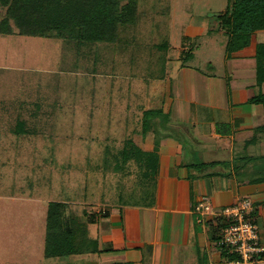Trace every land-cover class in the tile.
<instances>
[{"label":"rangeland","instance_id":"rangeland-1","mask_svg":"<svg viewBox=\"0 0 264 264\" xmlns=\"http://www.w3.org/2000/svg\"><path fill=\"white\" fill-rule=\"evenodd\" d=\"M136 4L135 21L112 43L24 37L14 25V35H0V264H85L81 255L46 256L50 203L64 204L88 233L104 208L151 200L154 173L132 159V147V156L123 150L131 141L143 154L144 138L159 140L174 121L163 104L172 89V99H184L182 68L215 76L211 95L197 90L199 99L228 98L217 80L230 55L217 20L228 0ZM5 13L0 8V21ZM261 43L264 31L250 48ZM260 90L264 84L250 94ZM166 133L189 144L185 133Z\"/></svg>","mask_w":264,"mask_h":264},{"label":"crops","instance_id":"crops-1","mask_svg":"<svg viewBox=\"0 0 264 264\" xmlns=\"http://www.w3.org/2000/svg\"><path fill=\"white\" fill-rule=\"evenodd\" d=\"M256 47L225 56L228 69L217 78L226 90L225 101L198 97L197 90L211 95L215 76L180 70L184 99H172V89L163 104L176 123H167L159 140L149 133L142 144L144 152L156 156V164L148 167L155 175L148 185L156 191L148 202L112 205L99 214L103 221L93 218L88 238L98 251L81 254L85 264H220L224 253L215 246L213 223L199 224L193 212L205 195L216 209L251 199L264 244V181L257 182L264 180V107L250 102L264 93L250 94L262 86L256 81ZM196 75L205 81L201 87ZM171 130L185 133L189 144L166 133Z\"/></svg>","mask_w":264,"mask_h":264},{"label":"trees","instance_id":"trees-1","mask_svg":"<svg viewBox=\"0 0 264 264\" xmlns=\"http://www.w3.org/2000/svg\"><path fill=\"white\" fill-rule=\"evenodd\" d=\"M0 8L6 11L5 17L0 21V35H14V25L20 36L52 38L56 35L62 39L76 40L80 46L114 42L120 26L135 21L137 14L136 0H0ZM217 20L219 31L228 37V53L232 55L243 51L251 47L255 33L264 31V0H228L226 12ZM255 57L256 81L258 85H263L264 43L257 45ZM250 102L264 107V93ZM133 146L135 144L129 141L123 154L132 156L133 152L132 159H144L149 167L156 164L154 153L143 152L139 155L134 149L136 146ZM261 181L264 180H257ZM93 218L89 220L90 223ZM76 221L74 218H67L64 204H49L47 257L59 258L98 251L97 243L88 238L87 229L78 226Z\"/></svg>","mask_w":264,"mask_h":264},{"label":"built area","instance_id":"built-area-1","mask_svg":"<svg viewBox=\"0 0 264 264\" xmlns=\"http://www.w3.org/2000/svg\"><path fill=\"white\" fill-rule=\"evenodd\" d=\"M253 211L254 203L249 198L216 209L205 195L194 205L197 222L211 221L217 231L215 246L224 253L220 264H256L264 259V244Z\"/></svg>","mask_w":264,"mask_h":264}]
</instances>
